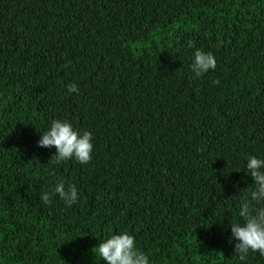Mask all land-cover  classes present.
I'll list each match as a JSON object with an SVG mask.
<instances>
[{
  "label": "trees",
  "instance_id": "1",
  "mask_svg": "<svg viewBox=\"0 0 264 264\" xmlns=\"http://www.w3.org/2000/svg\"><path fill=\"white\" fill-rule=\"evenodd\" d=\"M197 49L217 62L198 77ZM54 119L92 133L90 162H49ZM250 156L264 0H0V264H106L99 243L123 232L150 264H264L230 227ZM61 181L78 202L43 203Z\"/></svg>",
  "mask_w": 264,
  "mask_h": 264
},
{
  "label": "clouds",
  "instance_id": "2",
  "mask_svg": "<svg viewBox=\"0 0 264 264\" xmlns=\"http://www.w3.org/2000/svg\"><path fill=\"white\" fill-rule=\"evenodd\" d=\"M188 46L193 47V42L189 41ZM191 67L198 77L210 69L215 70L217 62L211 53L197 49ZM213 83L218 84L219 81ZM78 91L77 84L68 85L69 93ZM37 146L55 147L56 151L49 161L52 163L74 158L81 164H87L92 159V133L89 131L80 133L67 120L54 119L49 130L42 133ZM246 172L253 177L255 187L249 186V195L242 199L239 216L243 223L230 225L232 239L237 241L234 252L239 254L241 261L246 259L250 251L259 252L264 256V206L255 207V205H264V159L250 156L246 164ZM56 194L69 207L79 199L77 187L74 184L66 186L62 181L56 184L53 191L43 192L40 199L43 203L50 204ZM98 255L106 264H150L148 256L137 249L135 238L127 232L112 235L99 243Z\"/></svg>",
  "mask_w": 264,
  "mask_h": 264
}]
</instances>
